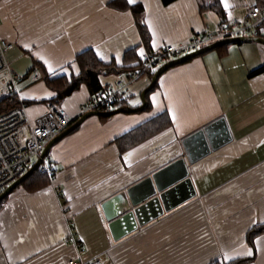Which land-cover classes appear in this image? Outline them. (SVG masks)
Here are the masks:
<instances>
[{"label": "crops", "instance_id": "0c3cea01", "mask_svg": "<svg viewBox=\"0 0 264 264\" xmlns=\"http://www.w3.org/2000/svg\"><path fill=\"white\" fill-rule=\"evenodd\" d=\"M113 1L0 0V38L13 44L7 58L23 76L19 87L31 122L56 97L44 75L78 74L73 63L80 53L92 50L105 64L122 67L136 64L140 51H148L133 13L111 7ZM226 2L227 8L224 0H175L168 5L133 0L128 5H142L155 53L219 30L225 24L222 14L241 18L251 6L263 4ZM135 47L137 59L129 55L126 64L125 53ZM263 66L264 44H227L165 71L147 93L145 110L89 115L50 148L54 179L34 191L19 185L0 204V264H69L99 254L111 264H210L240 258L249 259L242 264H264V233L253 244L247 239L252 227L264 224ZM34 69L39 70L38 80L32 79ZM100 82L114 85L116 72L101 73ZM150 83L151 77L129 87L127 109L142 105V92ZM92 94L83 83L59 100L72 119L70 126L81 118L80 107ZM9 95L4 74L0 101ZM161 113L169 116L168 127L122 150L123 136ZM221 117L232 140L188 165L196 196L114 240L102 204L186 158L183 140ZM70 235L80 240L79 247Z\"/></svg>", "mask_w": 264, "mask_h": 264}, {"label": "built area", "instance_id": "2783aa9c", "mask_svg": "<svg viewBox=\"0 0 264 264\" xmlns=\"http://www.w3.org/2000/svg\"><path fill=\"white\" fill-rule=\"evenodd\" d=\"M224 18L225 24L217 31H205L186 41L170 44L161 51L144 53L139 67L117 72L114 85L105 86L93 93L80 107L79 116L118 108L120 105L125 106L129 99L130 85L143 75L153 76L159 66L169 60L228 38L262 37L264 0L263 4H255L248 8L241 18L227 13L224 14ZM12 48L13 44L10 41L0 38V76L7 75L9 94L17 102V106L0 113V194L20 178L33 165V161L40 157L48 142L68 128L72 122L66 110L55 101H48L47 112L37 118L35 122L30 121L19 87L23 76L15 72L7 58V53ZM262 69L264 77V66ZM39 78V70L34 69L32 79L38 80ZM39 168L50 181L54 179L56 170L48 155L42 159ZM70 240L75 246H80V240L73 235H70ZM69 264L111 263L104 259L102 254H99L88 260L81 257L74 258L70 260Z\"/></svg>", "mask_w": 264, "mask_h": 264}, {"label": "water", "instance_id": "95a60500", "mask_svg": "<svg viewBox=\"0 0 264 264\" xmlns=\"http://www.w3.org/2000/svg\"><path fill=\"white\" fill-rule=\"evenodd\" d=\"M259 42L264 44L263 37L239 36L220 40L199 48L179 58L169 60L162 64L152 76L151 83L142 92V105L130 109L131 112L143 111L148 107L147 93L157 84L158 78L169 68L191 60L217 47L239 42ZM129 110V109H127ZM127 110L125 112H127ZM120 110L107 113L93 112L82 116L74 124L53 138L40 157L33 165L4 192L0 194V201L4 200L13 190L21 185L37 168L42 159L48 155L50 148L63 136L75 129L89 115L97 114L110 116ZM232 140V136L225 118L221 117L204 128L194 132L183 140L186 149V158H180L152 176L146 177L127 190L122 191L102 204L106 220L109 222L110 231L114 240L118 241L131 233L139 230L140 227L158 219L166 212H169L180 205L194 198L197 194L193 181L189 175L188 165L207 156Z\"/></svg>", "mask_w": 264, "mask_h": 264}, {"label": "trees", "instance_id": "16d2710c", "mask_svg": "<svg viewBox=\"0 0 264 264\" xmlns=\"http://www.w3.org/2000/svg\"><path fill=\"white\" fill-rule=\"evenodd\" d=\"M175 0H162L165 5H168ZM110 6L113 8L119 9H128L130 10L135 18L136 25L140 36L142 38V43L147 48V52L152 53L150 49L151 37L147 26L144 22V9L142 5L137 4L130 6L126 0H114L110 3ZM222 17L225 22L224 14ZM137 47L128 50L124 55V62L126 64L129 63V55H132L133 59H137ZM142 57L139 59V62L132 65H124L122 67H116L113 64H105L102 60H100L92 50H86L79 55L76 56L73 65L76 66L79 70L78 74H72L71 76H59L57 78L50 79L46 75H44V80L48 86L56 92V97H54L50 101L59 102L60 99L70 95L74 90L78 89L83 83L86 84L91 91V93L98 92L101 88H103L100 82V74L103 72H111L115 71L116 73L121 70L127 69H136L141 65ZM71 68V65L69 66ZM152 79V76H150ZM43 78V77H42ZM17 106V102L11 95L7 98L0 101V113L7 111L13 107ZM122 113L127 110L124 105H120L118 108ZM108 112V110H105ZM125 113H131L130 109ZM171 124V120L166 113H161L155 116L152 120L141 126L140 128L133 130L127 135L123 136L121 139L122 150L126 149L138 144L143 141L147 137L161 131L162 129L168 127ZM49 183L48 177L40 171V168H37L36 171L29 176L21 185H23L28 191H34L41 187H44ZM3 202L0 201V204ZM264 233V224L257 225L252 227L248 234L247 239L250 244H253L255 237ZM249 261L246 258L235 259L232 261H224V260H215L210 264H242L244 262Z\"/></svg>", "mask_w": 264, "mask_h": 264}, {"label": "snow or ice", "instance_id": "6c2138e0", "mask_svg": "<svg viewBox=\"0 0 264 264\" xmlns=\"http://www.w3.org/2000/svg\"><path fill=\"white\" fill-rule=\"evenodd\" d=\"M128 3H129V4L133 3V0H128ZM224 6H225V8L228 7V4H227L226 0H224ZM140 55L143 56V50L140 51ZM49 71H51V68H49ZM153 101H155V97H153ZM247 254H248V255H252V251H251V249H249V251H248ZM225 259H228V257L225 256Z\"/></svg>", "mask_w": 264, "mask_h": 264}, {"label": "rangeland", "instance_id": "374dc122", "mask_svg": "<svg viewBox=\"0 0 264 264\" xmlns=\"http://www.w3.org/2000/svg\"><path fill=\"white\" fill-rule=\"evenodd\" d=\"M149 78H150L149 75L146 74V75H143V76H142L137 82H140V81H142V80H146V79H149ZM113 80H114V79H113ZM113 80H111V82H112ZM137 82H136V83H137ZM136 83H135V85H136ZM135 85H132V86L130 85V86H131V87H134ZM129 89H130V88H129ZM129 89H128V90H129ZM140 95H141V93H138V97H140ZM35 161H36V159H35L33 162H35Z\"/></svg>", "mask_w": 264, "mask_h": 264}]
</instances>
